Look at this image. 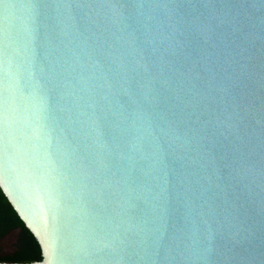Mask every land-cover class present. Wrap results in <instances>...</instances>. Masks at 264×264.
<instances>
[{
    "label": "water",
    "instance_id": "1",
    "mask_svg": "<svg viewBox=\"0 0 264 264\" xmlns=\"http://www.w3.org/2000/svg\"><path fill=\"white\" fill-rule=\"evenodd\" d=\"M0 190L32 264H264V0H0Z\"/></svg>",
    "mask_w": 264,
    "mask_h": 264
},
{
    "label": "trees",
    "instance_id": "2",
    "mask_svg": "<svg viewBox=\"0 0 264 264\" xmlns=\"http://www.w3.org/2000/svg\"><path fill=\"white\" fill-rule=\"evenodd\" d=\"M40 248L0 190V264H32Z\"/></svg>",
    "mask_w": 264,
    "mask_h": 264
}]
</instances>
